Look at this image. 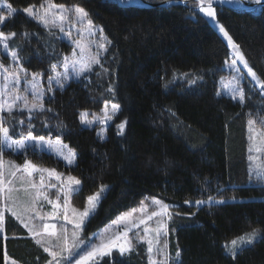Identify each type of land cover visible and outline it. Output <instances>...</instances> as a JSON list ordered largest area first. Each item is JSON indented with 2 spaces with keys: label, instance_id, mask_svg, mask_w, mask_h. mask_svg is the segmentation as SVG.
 <instances>
[{
  "label": "trees",
  "instance_id": "obj_1",
  "mask_svg": "<svg viewBox=\"0 0 264 264\" xmlns=\"http://www.w3.org/2000/svg\"><path fill=\"white\" fill-rule=\"evenodd\" d=\"M43 1L6 0L17 12L0 30L17 34L9 48L17 52L25 72L40 74L45 85L52 65H58L71 46L25 15V8ZM50 1L84 8L103 30L109 49L92 73L69 80L63 89L53 85L42 101L45 111L32 114L34 136L59 138L77 154L75 163L67 166L35 150L12 157L78 178L81 190L71 197L78 208L106 186L87 222L88 231H98L147 197H158L175 213L169 226L170 250L181 253L175 264H264V180L250 177L247 136L248 119L264 118V97L249 81L243 84V103L219 93L229 50L190 7L196 3L147 7L121 0ZM213 6L264 83V6ZM8 62L0 51V63ZM108 101L119 104L120 110L101 139L96 127L81 125L80 113H100ZM0 116L12 138L27 135L28 113ZM125 121L124 134L118 135L117 125ZM0 153L7 155L1 143ZM210 196L225 202L184 205ZM5 218L0 264H6L5 256L23 264H44L43 250L16 221ZM255 228L261 231L257 242L235 258L225 253V242ZM144 259V248L138 246L123 256L114 250L95 264H145Z\"/></svg>",
  "mask_w": 264,
  "mask_h": 264
},
{
  "label": "rangeland",
  "instance_id": "obj_2",
  "mask_svg": "<svg viewBox=\"0 0 264 264\" xmlns=\"http://www.w3.org/2000/svg\"><path fill=\"white\" fill-rule=\"evenodd\" d=\"M164 1H167V0H162L159 3H162ZM190 2L196 3L195 5L190 6V7L195 11L197 10L198 14L202 16L206 21H209L211 19L209 17L204 16V14L199 11V7L201 5L198 2V0L187 1V2L182 1L181 3L182 5H187ZM48 3H53V2L50 0H44L41 4H44L47 7ZM126 3H135L138 5L142 4L138 2V0H127ZM208 3H209V0H204L205 7L208 5ZM166 4H169V3H166ZM214 4H224L226 6L240 8V3L234 0H232V2H227V0H223V2L222 0H211V5L213 8H214L213 6ZM40 5L34 6V10L38 11L39 14L43 16L44 11L40 9ZM64 6L66 8L71 9L78 5H64ZM0 9H1L0 15L7 14L6 8L0 7ZM55 11L58 12L59 10L57 9ZM28 18L32 19L31 17H28ZM34 21L44 30L48 32H56L63 41L67 42L71 46V50L69 54L65 56L71 57L73 54V50L75 49L77 53V58L78 59L80 58V50L76 48L74 44V41L77 39H80L81 43L85 46V49H86L84 53L85 58H89L90 56H95L101 62V60L103 59V57H105L109 49V42L107 40V37L103 33V36L105 39L101 40V34L99 31L101 29L94 23L93 25L97 29L95 35L92 37H88V36L81 37L80 33L77 31V29L80 28V25L76 22V17H75L74 12L69 13L68 19L65 21H61L58 15L57 16L49 15L47 17V21L49 25L47 29L44 27L43 23L38 22L37 20H34ZM217 22L221 24L218 21V19H217ZM209 24L217 32L220 38L225 42L229 50V58L225 65L226 74L219 81V93L233 99V92L234 90H236V93H237L236 98L233 100H240L239 93L240 92L243 93L244 91L243 84L245 81H249L250 84L254 88H256V90L259 91L261 96L264 97V91L261 90V88L257 85L256 81H253L252 78L248 76L247 69L244 68L243 64L239 60H237V63L235 66L236 70H233L230 67L231 60L232 58H234V50L228 44V41L224 37L223 33L219 32V28L214 26L213 23H209ZM73 25H75V27H73ZM60 26L64 28L65 30L64 32L60 30ZM84 27L85 28L87 27L86 23ZM66 32H70L71 39H69V36L65 34ZM12 39L8 41V44ZM101 43L104 44L106 51L99 47ZM0 51L5 56H7L9 59L8 64L3 65L4 68L8 69V72L5 73L3 72L2 69H0V89H3L4 84H5V81L3 79L4 75H10V74L15 75L18 73L20 77L19 84H16V85L9 84L8 85V90L11 92L12 95L6 96L4 98L10 100L17 95L22 96V97L26 96L28 104L31 105L32 103H34V100L32 97V90H31L30 85L28 84V81L32 80L33 74L26 73L25 70L23 72L18 71L19 68H21L22 66H21L18 54L15 50H11L10 48H8V50H5L3 49L2 46H0ZM13 51L16 52L19 63L14 62L11 56L9 55V52H13ZM65 56L63 57L62 61L58 64V68H57L58 72L63 73L65 71V68L63 66ZM246 62L248 63V66L252 68V70L255 72L251 64L247 60ZM99 66H100V63L92 64V70L89 72L83 73L79 78L92 73L94 69H96ZM67 72L70 78L69 80L71 79L77 80L70 63L67 68ZM260 81L262 82L261 79ZM53 85L56 86L54 83ZM38 91L43 92V97L39 101V103L42 104L43 99L49 95L51 90H49L48 80L46 84L44 85L42 83L40 76H39ZM112 103H116V102L108 101L105 103L108 105L109 111H111ZM22 104H23L22 101H18L17 106L13 109V111H20L19 109L22 107ZM105 104L100 113L90 114L87 111H82V112H87L88 115L86 119L92 120L93 115H95L97 119L93 121V123L90 126L81 124L84 127H96L97 133H102L103 138L107 137V128L113 122V118L117 116V114L119 113L118 111L113 116V118L107 123H101L100 121L103 120L105 117V112H104ZM21 112L28 113L27 110H23ZM3 113H7V112H3ZM249 120L253 121L251 125L248 123ZM248 121H247L248 164H249L248 171L253 181H259V180L263 181L264 180V118L259 117V116H254V117L252 116L248 119ZM9 136H10V133H9ZM26 136L27 135L20 137L18 139L12 138L11 136L10 138L12 140L19 141ZM45 140L56 141L57 139H46L45 138ZM61 144H64V143L61 142ZM1 146H2V150L4 151V153H7V155L0 153V162L3 163V168L0 169V173H2V176H0V180L3 181L2 185H0V187L3 188V191L0 192V210L3 211L4 224L6 221L5 220L6 216L11 217L14 221H16L27 232L28 236L38 245V247H40L43 250V252L47 255V260L44 264H48V262L52 260V257L48 254V252L44 251V248L48 247L50 251L60 252L61 248L63 247L65 243L64 239L62 238L65 233L67 234L68 245L72 246L75 240V242L79 244V247L75 249V252L71 256L70 259L63 258L67 256V253H61V256L58 257V259L61 260V264H76V261L79 260L81 256L87 255V252L91 250L92 245H99L102 242V240H107L109 237H111L112 239H115L117 236H120V240L123 241L125 238L124 234H125L126 229H127V239L132 245V250L130 252H132L133 250L136 251V248L138 246H142L145 252V259H144L145 264H149V253L147 251L148 249L147 241L149 239L153 241V245H152L153 254L152 255H153V260L155 261V264H160V262L164 260V256L161 255L157 251V249H162L165 243L167 244V248L164 249V251L167 253V256H168L167 264H175L179 260V257L176 256L177 250L173 252H171L170 250V239H169V236H170L169 226L171 223V219L175 213L170 207L168 209V212L171 214V219H169L167 216L163 214L159 206L154 205L152 203L154 199L165 203L162 199L158 197H147L146 199L143 200V204L141 203L142 202L141 201L136 207H134L133 209L127 212L121 213L114 220H112L111 222H109L108 224H106L104 227L100 228L96 232H91L87 230V222L90 218H86L85 223L82 226V229L77 230L74 228L73 223L69 222V221L79 220V217L73 214L71 209L75 208L78 211H83L86 205V201L83 207L78 208L73 205V203L71 202V198H70V207L68 209V221H65L62 193H60V199L57 200V195H58L59 187H60V181H58L55 177H49L47 172H41L38 170L33 171L32 174L29 175L28 172L23 170V165L25 161L28 159L19 161L18 159L12 156H18V155L24 154L28 150H35L37 152H44L46 154L53 155L57 159L64 162L65 165H67L66 162L60 157H58L55 151L43 145L39 149L32 147V148H27L25 150L9 149L3 143H1ZM32 164L35 165L36 169H50V170L54 169L57 173H62L53 167L39 165L33 162ZM12 165H16L18 166V168H13ZM13 172H15V175L11 174ZM62 174H63L62 179H66V177L69 175L73 176L72 174H65V173H62ZM50 185H56L57 187H50ZM73 187L80 189V186L73 185ZM103 188H104V191L101 194L102 197L105 194V191L107 189L106 186H103ZM9 189H11V191H9ZM100 189L94 192L93 194L99 192ZM93 194H90V195H93ZM45 196H47L48 199H45ZM48 200L56 201V203L60 205L57 216L55 218L48 215L49 213L53 211L52 205L48 202ZM188 201L190 202V204L184 202V205L197 206L195 205L194 200H188ZM214 204H220V203H214ZM96 211H97V208L93 210V214L91 215V217L96 213ZM154 211L159 214L156 216H152V212ZM13 213H15V215H13ZM148 217H151V219H149ZM141 220H143L144 222L141 223ZM161 223H164L166 225L167 235H160L159 239L157 240L156 229ZM45 224L49 225V228L47 230L44 227ZM51 225H55L56 227L53 228L51 227ZM146 228L148 229L147 234L145 233ZM255 229L259 231H258V236L254 240L253 243L257 242L261 238L260 229L258 228H255ZM252 231L253 230L246 232L242 235H239L237 237H234L228 240L227 242H225L224 243L225 253L233 257L231 251L229 250L231 248V241L234 239H238L241 236L246 237L247 234H250ZM73 233H75V237L73 236ZM0 236H5L4 225H3V230L0 231ZM38 240L40 241V243H37ZM80 241H82L83 243H80ZM251 245L240 244L238 241V244L235 250L238 253L239 251H241V249L246 248ZM114 250H118V249L114 248L112 251ZM130 252H127L125 254L127 255ZM7 257L8 259L5 260L6 264H23L11 258L10 256H7ZM102 258L89 259L85 261L84 264H95V263H98ZM53 264H55V262H53Z\"/></svg>",
  "mask_w": 264,
  "mask_h": 264
},
{
  "label": "snow or ice",
  "instance_id": "obj_3",
  "mask_svg": "<svg viewBox=\"0 0 264 264\" xmlns=\"http://www.w3.org/2000/svg\"><path fill=\"white\" fill-rule=\"evenodd\" d=\"M122 3H126L127 0H121ZM200 3L199 11L204 14V16L211 18L208 23H213L214 26L219 28V32L223 33L224 37L227 39L228 44L232 47L234 50V58L231 60V65L230 67L233 70H236L235 66L237 63V60H239L245 69H247L248 76L252 78L253 81H256L257 85L261 88L262 91H264V83L260 81V78L257 76V73L252 70L248 66V63L246 62L243 54L241 53L239 49V45L235 44L233 42V39L229 35V33L225 30V27L217 22L216 18V11L211 5V0H209L208 5L205 7L204 6V0H198ZM223 2V0H222ZM227 2H232V0H227ZM255 3L257 5H261L264 3V0H255ZM0 7L6 8L7 9V14L6 15H0V26H3L6 21L9 18H12L14 14L17 12V9H15L11 4L6 3V0H0ZM40 9L44 11V15L41 16L38 11L34 10V6H29L25 8L23 11L26 13L28 17H31L34 20H37L38 22L43 23L44 27L47 29L48 28V21L47 17L49 15L52 16H59L61 21H65L68 19L69 13L74 12L75 17H76V22L80 25V28L77 29V31L80 33L81 37L88 36L92 37L95 35L97 29L93 25V21L91 19H88V12L80 7V6H75L74 8H66L64 5H57L54 3H48L47 7L44 4L40 5ZM59 10L58 12L55 10ZM85 23L87 24V27L85 28L84 25ZM75 27V25H73ZM60 30L64 32V28L60 26ZM101 34V40H104L103 36V30H99ZM66 35L69 36V39H71V34L70 32H66ZM17 34L15 32H10L8 34H5L2 30H0V46L3 47V49L8 50L9 44L8 41L15 37ZM75 47L80 50V58H77V53L75 49L73 50V54L71 57L65 56L64 58V68L65 71L63 73L58 72L57 68L58 65L53 64L51 67V75L48 78V83H49V90H51L53 83L59 87L60 89H63L65 87V83L70 79L68 76L67 68L69 66V63L72 66L73 72L75 77L78 79L83 73L89 72L92 70V64H99L100 61L97 57L95 56H90L89 58L84 57V53L86 51L85 46L81 43L80 39H77L74 41ZM101 49H105V46L103 43L99 45ZM9 55L11 56L12 60L14 62L19 63L18 57L16 52H9ZM0 69L3 70V72L7 73L8 69L4 68L2 64H0ZM19 72H23L24 69L21 67L18 70ZM39 75L38 73H35L32 75V80L28 81V84L31 87L32 90V97L34 100V103L31 105L28 104L27 97H22V96H15L14 98L8 100L5 99L4 97L6 96H11V92L8 90V85L9 84H19L20 77L17 74L15 75H4L3 79L5 81L3 89H0V113L2 112H7L9 115L13 113V109L17 106L18 101H22V107L19 109L20 111L27 110L29 114V123H28V128L29 131L27 132V136L22 138L19 141L12 140L9 136V128L3 127L2 126V121L3 117L0 116V137H2V141L0 143H3L4 145L7 146L9 149H14V150H25L27 148H32L35 147L37 149L41 148V146H45L49 149H52L55 151L56 155L63 159L67 165H73L77 159V154L68 148V145L66 144H61L59 138H57L56 141H51V140H45L44 136H34L32 132L33 125L31 124V119H32V114L34 112H43L45 111L43 104L39 103V101L43 97V92L38 91V86H39ZM194 83V81H192ZM109 91H112L111 88L108 89ZM236 90L233 92V99L236 98ZM240 100L241 103H243V93L240 92ZM120 110V105L116 103L111 104V111L108 110V105L105 104V117L103 120H101V123H107L110 121L113 116ZM48 111H51V109H48ZM87 112H82L80 115V122L81 124L85 125H91L93 121L97 119L95 115H93L92 120L86 119L87 117ZM20 123L23 125L24 121L21 120ZM125 122H121L120 124L117 125L118 135H123L124 130H125ZM248 123L251 125L253 123L252 120H249ZM103 131V130H102ZM98 136L103 139L102 133H98ZM27 142V143H26ZM251 151V149H250ZM13 168H18L16 165H12ZM3 168V163L0 162V169ZM23 170L28 172L29 175L32 174L33 171H41V172H47L49 177H55L58 181H60V187H59V192L57 195V200L60 199V193L63 194V208H64V220L68 221V209L70 207V198L72 195L78 193L79 188H74L73 185L80 186L81 181L71 175L67 176L66 179H62L63 174L62 173H57L54 169H36L35 165L32 164L31 161L26 160L24 165H23ZM12 175H15V172L11 173ZM0 176H2V173H0ZM43 179V178H42ZM3 181L0 180V185H2ZM50 187H57L56 185H50ZM3 191V188L0 187V192ZM11 191V189H9ZM104 191L103 186L101 187L100 191L90 195L87 197L86 200V205L83 211H78L75 208H72L71 211L73 214L77 215L79 217V220H74V221H69L70 223H73V226L75 229L80 230L82 229V226L85 223L86 218H91V215L93 214V210L98 207L99 200L102 198L101 194ZM45 199H48L47 196H45ZM48 202L52 205L53 211L49 213L51 217L55 218L57 216L58 210L60 208V205L56 203V201L53 200H48ZM225 201L223 199L216 200L214 197H209L207 201L204 200H196L195 205L201 206L205 203L211 204V203H224ZM143 204V201L141 202ZM152 203L154 205L159 206V208L162 210L163 214L167 216L169 219H171V214L168 212V209L172 206L169 204L163 203L159 200H153ZM185 203L190 204L189 201H185ZM159 213L157 212H152V216H156ZM15 215V213H13ZM179 215V213H177ZM151 219V217H148ZM123 219V218H121ZM144 221L141 220V223ZM3 225H4V215L3 211L0 210V231L3 230ZM45 229L47 230L49 228V225L45 224L44 225ZM51 227L55 228V225H51ZM148 229H145V233L147 234ZM258 231L257 229H253V231L250 234H247V236H241L238 239H234L231 241V248L229 249L233 255V258L238 254L236 249V246L238 244V241L240 244H247L251 245L253 244L254 240L258 236ZM157 240L159 239L160 235H167V228L164 223H161L157 229ZM73 236L75 237V233H73ZM125 238L123 241L120 240V236H117L115 239H112L109 237L107 240H102V242L99 245H92L91 250L87 252V255L81 256L79 260L76 261V264H84L85 261L93 258H102L104 256L111 255L112 250L114 248L118 249L119 253L121 256H123L125 253L130 252L132 250V245L127 239V229L125 230L124 234ZM65 241L63 247L61 248L60 252L56 251H50L48 247L44 248L45 252H48V254L52 257V260L48 262V264H61V260L58 259V257L61 256V253H67L66 257H63L64 259H70L71 256L74 254L75 249L79 247V244L75 242L72 244V246H69L67 243V234L65 233L64 236L62 237ZM119 241V242H118ZM37 243H40L38 240ZM80 243H83L80 241ZM148 243V253H149V264H155V261L153 260V241L149 239L147 241ZM227 247V246H226ZM167 248V244L165 243L162 249H157V251L164 256V260L160 262V264H167L168 261V256L167 253L164 251V249ZM243 250V249H241ZM180 250L178 249L176 252V256H180ZM8 257L5 256V260H7Z\"/></svg>",
  "mask_w": 264,
  "mask_h": 264
},
{
  "label": "water",
  "instance_id": "obj_4",
  "mask_svg": "<svg viewBox=\"0 0 264 264\" xmlns=\"http://www.w3.org/2000/svg\"><path fill=\"white\" fill-rule=\"evenodd\" d=\"M187 2V1H194V0H167L164 1L162 3H148L144 0H138V2L142 3L141 5L143 6H147V7H161V6H166L169 4H182L181 2ZM240 3V8L239 9H243V10H254L256 8H261L264 6V3H262L261 5H257L255 3V1H251V0H234ZM169 3V4H166Z\"/></svg>",
  "mask_w": 264,
  "mask_h": 264
},
{
  "label": "crops",
  "instance_id": "obj_5",
  "mask_svg": "<svg viewBox=\"0 0 264 264\" xmlns=\"http://www.w3.org/2000/svg\"><path fill=\"white\" fill-rule=\"evenodd\" d=\"M1 141H2V137H1Z\"/></svg>",
  "mask_w": 264,
  "mask_h": 264
}]
</instances>
